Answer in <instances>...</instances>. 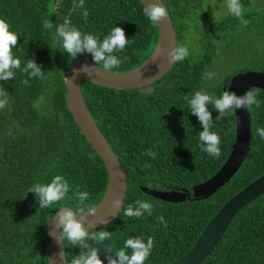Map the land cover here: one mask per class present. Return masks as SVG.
<instances>
[{"label":"trees","instance_id":"1","mask_svg":"<svg viewBox=\"0 0 264 264\" xmlns=\"http://www.w3.org/2000/svg\"><path fill=\"white\" fill-rule=\"evenodd\" d=\"M177 33L178 45L189 47L190 55L176 62L150 94L139 89L118 90L84 81L82 92L90 113L127 172L128 196L118 217L92 231H107L104 241L115 254L128 238H154V248L145 264H169L188 254L221 208L249 184L264 175V91H258L260 107L253 105L251 145L239 171L214 195L164 202L142 189L162 192L189 191L213 178L224 166L236 139V117L215 122L219 113L212 105L214 127L221 139L219 158L201 151V123L190 112L188 101L197 91L215 97L228 91L231 79L248 71L264 73V5L244 8L245 26L228 13L215 17V1L162 0ZM226 1V0H225ZM0 0V19L18 36L12 48L20 68L14 79L0 80L8 97L0 110V264H49L48 222L62 208H77L76 190L88 192L84 206L96 207L104 198L109 175L106 166L76 124L66 102L65 73L78 57L95 62L89 53L75 58L62 49L57 35L60 25L76 27L102 40L114 27L125 29L131 41L113 73H127L144 64L154 52L159 31L143 11L140 0ZM218 6V5H217ZM88 11L87 20L83 17ZM52 24L44 28V21ZM195 34L197 37H195ZM34 60L43 78L25 71ZM231 61L238 66L224 67ZM102 69L101 65H95ZM220 69V72H219ZM228 71L221 74V71ZM215 75L204 79V73ZM27 80L25 85L23 81ZM43 97V99H41ZM155 146V147H154ZM157 152L153 159L145 155ZM151 165L145 167V165ZM56 175L68 180L71 189L65 200L40 208L28 189L48 184ZM137 200L149 201L151 215H124ZM163 216L167 227L158 221ZM63 250L67 264L82 249L66 239ZM91 245L90 239L84 242ZM129 254L131 250H127ZM201 264H264V194L247 204L233 219L213 252Z\"/></svg>","mask_w":264,"mask_h":264},{"label":"water","instance_id":"2","mask_svg":"<svg viewBox=\"0 0 264 264\" xmlns=\"http://www.w3.org/2000/svg\"><path fill=\"white\" fill-rule=\"evenodd\" d=\"M140 1L143 4V0ZM144 2L147 3L149 0H144ZM157 2L164 5L162 0H157ZM167 14L165 19L156 24L159 40L154 52L140 67L122 74L106 72L96 67L90 59L78 57L65 73L68 109L82 133L103 160L109 175L106 194L96 206L95 215L88 214L90 232L108 225L118 217L125 206L129 185L125 168H123L117 154L89 111L83 96L82 84L87 81L111 89H139L145 94L152 93L155 89L154 85L168 75L175 65V63L170 62L168 52L178 46L177 33L168 11ZM176 77L175 74H169L168 80ZM252 88L264 91L263 72L248 71L234 76L230 81L228 91L243 96ZM235 117L236 139L234 147L224 166L213 178L193 187L192 194L189 191L162 192L147 188L142 190L154 198L171 203H181L187 199H205L214 195L239 171L249 153L252 138V121L249 109L247 107L237 109ZM263 194L264 175L245 187L221 208L188 254L169 264H201L216 248L237 214L247 204ZM117 199L121 201L119 208L113 206V201ZM58 214L59 212L48 222V234L51 233L47 243L49 264H67L63 242L60 239L63 229L57 227ZM90 241L92 247L99 249V255L101 259L105 260V264H107L106 257L109 255L118 259L104 241L95 242L91 239Z\"/></svg>","mask_w":264,"mask_h":264},{"label":"clouds","instance_id":"3","mask_svg":"<svg viewBox=\"0 0 264 264\" xmlns=\"http://www.w3.org/2000/svg\"><path fill=\"white\" fill-rule=\"evenodd\" d=\"M144 4V15L153 23L157 24L159 21L167 17V9L164 5L157 2V0H149ZM228 12L240 18L242 25H247L248 20L243 19L245 5L241 0H226ZM79 7H84V0H80ZM83 17L88 18V11L84 9ZM9 24L0 19V80L7 81L14 79L13 69L20 68V60L14 58L12 48L17 45L18 36L16 33L9 30ZM52 24L49 20L44 21V28L50 29ZM57 35L62 49L72 58L78 54L89 53L95 62V65H101L102 70L112 72L113 69L119 68L122 60L114 55V52H122L125 47L131 43L128 39L125 29L122 27H114L110 34L105 36L102 40L99 36L91 33H83L76 27L68 25H60L57 28ZM190 55L189 47L185 45H178L168 52V57L171 63L183 61ZM31 69L32 76H39L43 78L41 69L34 60L28 61L25 71ZM215 74L210 72L204 73V79H211ZM25 85L27 80L23 81ZM258 91L253 89L247 91L243 96L237 95L233 91H224L221 96L215 97L203 91H197L188 101L190 112L195 115L201 123L202 131L199 132V139L201 142V151L208 153L210 156L219 158L221 155V139L220 136L211 131L215 122H219L230 116L237 109L247 107L250 109L253 105L260 107L261 101L257 99ZM9 95L4 92L3 87L0 86V110L4 109L8 102ZM43 99V97H41ZM209 105L219 113L213 121L212 112L209 110ZM261 138H264V128L258 129ZM155 147V146H154ZM145 155L156 158L157 152L149 149ZM151 165L146 164L145 167ZM71 186L67 179L61 175H56L48 184L35 183L28 192L35 193L40 208L50 207L53 204L66 199ZM89 197L88 192H81L76 190V198L80 204L77 208H62L58 214L57 227L63 229L60 234L61 241L65 239L72 245H78L83 251L72 258L71 264H105V260L101 259L99 249L91 247L84 242L91 239L95 242L107 241L111 238V233L107 231H92L89 229L88 214L95 215L96 207L84 206V201ZM120 200L113 201V206L119 208ZM154 205L149 201L137 200L135 204H129L124 209V215L129 217H142L145 213L151 215ZM158 221L167 227V222L161 215ZM88 225V226H86ZM51 235V233H49ZM154 248V238L148 237L147 241L142 237L128 238L124 242V246L116 251L113 258L111 255L106 257L107 264H145ZM131 250V253L127 251Z\"/></svg>","mask_w":264,"mask_h":264},{"label":"rangeland","instance_id":"4","mask_svg":"<svg viewBox=\"0 0 264 264\" xmlns=\"http://www.w3.org/2000/svg\"><path fill=\"white\" fill-rule=\"evenodd\" d=\"M220 2H214L213 4L216 11H215V17H217V19H221L224 18L229 12L227 10V6H226V1L223 0V2L221 3V5H219ZM241 3L244 4L245 6L247 5L248 9H256V8H260L264 5V0H241ZM218 5V6H217ZM195 37H197V35L195 34ZM239 62H235V61H231L229 64L225 65L224 67H228L229 69L234 68V66H238ZM220 72V69H219ZM228 71H221V74H227Z\"/></svg>","mask_w":264,"mask_h":264}]
</instances>
